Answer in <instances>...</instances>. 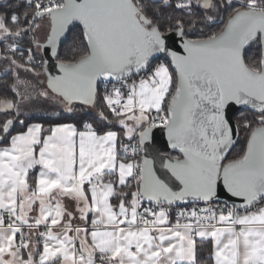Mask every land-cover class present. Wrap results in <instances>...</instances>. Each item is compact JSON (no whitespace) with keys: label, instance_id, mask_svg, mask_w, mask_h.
I'll list each match as a JSON object with an SVG mask.
<instances>
[{"label":"snow or ice","instance_id":"obj_1","mask_svg":"<svg viewBox=\"0 0 264 264\" xmlns=\"http://www.w3.org/2000/svg\"><path fill=\"white\" fill-rule=\"evenodd\" d=\"M0 72V264H264V0H0Z\"/></svg>","mask_w":264,"mask_h":264},{"label":"trees","instance_id":"obj_2","mask_svg":"<svg viewBox=\"0 0 264 264\" xmlns=\"http://www.w3.org/2000/svg\"><path fill=\"white\" fill-rule=\"evenodd\" d=\"M227 21V15L223 17V22L220 20H217L216 23L212 25L211 28L205 29V32H212V31H219L221 28H223L224 23ZM81 35V29L78 26H72L70 28V31H68L66 35V39L63 40L62 44L59 46V55L60 58L63 59L66 55H71L73 51V45L77 43V38ZM196 38V37H192ZM54 62L57 63V60L54 59ZM10 77L4 75L3 73L0 74V99H3L5 94L8 95L9 98H12L14 96L13 93L8 91V86L10 83ZM243 115H249L250 116V111L249 110H241L238 111L233 115V120L236 124V121L240 118H242ZM2 118V117H0ZM22 118L27 120V123L31 124L34 122H40L45 124L47 126L50 122H73V118L71 117L70 114L63 112L62 110L57 112L54 115H25L22 116ZM19 124H17V130H19ZM239 136L238 139L233 146L232 150L227 156V160L237 158L239 155H242L243 152L245 151L246 145H247V139L249 136V132L243 130L242 128L239 130ZM174 153H168L167 155H172ZM208 246H204V251L200 253V255L203 258H207L208 256ZM202 264H204V261H202Z\"/></svg>","mask_w":264,"mask_h":264},{"label":"water","instance_id":"obj_3","mask_svg":"<svg viewBox=\"0 0 264 264\" xmlns=\"http://www.w3.org/2000/svg\"><path fill=\"white\" fill-rule=\"evenodd\" d=\"M75 26H78L81 29V27L79 25H75ZM71 27L72 26H70V28ZM168 43H169V46L173 50H178L179 54H183V49L180 47V42L174 35H173L172 39L169 40ZM45 59H47L49 61L48 67H49V70H50L51 74L52 75H56L57 74V69H56L57 63L54 62V58L51 56V51L50 50H49L48 55L45 57ZM239 111H241V110H239ZM237 112H238V110H237L236 106H233L231 108V110H229L228 113H227L228 118H229L230 123H231L232 128H233V136H234V144H233V146L235 145V143H236V141L238 139V136H239V133L237 134L236 124H235V122L233 120V115L235 113H237ZM153 144H154L155 149L161 155H167L168 153H173V150L168 145L167 135H166V132H165V130L163 128H155V129H153ZM233 146L231 147L230 151L232 150ZM246 147H247V145H246ZM245 150H246V148H245ZM230 151H229V153H230ZM228 154H227V156H228ZM156 169H157L158 172L160 171V162H159V160H157ZM218 191L220 192L219 200H229V201H231L233 203H236V204L242 203V201L239 198L231 197L230 194H228L226 190H223L222 183L219 185Z\"/></svg>","mask_w":264,"mask_h":264},{"label":"rangeland","instance_id":"obj_4","mask_svg":"<svg viewBox=\"0 0 264 264\" xmlns=\"http://www.w3.org/2000/svg\"><path fill=\"white\" fill-rule=\"evenodd\" d=\"M2 72H0L1 74ZM21 92H23V88H21ZM61 111V110H60ZM57 111L56 110H53L51 109L50 107L49 108H41V107H37V108H34L33 110L29 111L28 113H26L25 115H33V114H36V115H54L56 114Z\"/></svg>","mask_w":264,"mask_h":264},{"label":"built area","instance_id":"obj_5","mask_svg":"<svg viewBox=\"0 0 264 264\" xmlns=\"http://www.w3.org/2000/svg\"><path fill=\"white\" fill-rule=\"evenodd\" d=\"M163 61V58H161V61L160 62H162ZM155 63V62H154ZM114 83V82H113ZM107 86V88L110 90L111 88H112V84H107L106 85ZM104 88H105V84L104 83H101V85H100V92H101V94L103 93V91H104ZM157 128H160V127H157ZM225 203H227L228 205H231V204H233V202H231V201H229V200H219V204L220 205H223V204H225ZM172 217H173V219L175 218V212H173L172 213Z\"/></svg>","mask_w":264,"mask_h":264},{"label":"crops","instance_id":"obj_6","mask_svg":"<svg viewBox=\"0 0 264 264\" xmlns=\"http://www.w3.org/2000/svg\"><path fill=\"white\" fill-rule=\"evenodd\" d=\"M36 172H38V169L33 170V171L30 173V176H34V175L36 174Z\"/></svg>","mask_w":264,"mask_h":264}]
</instances>
